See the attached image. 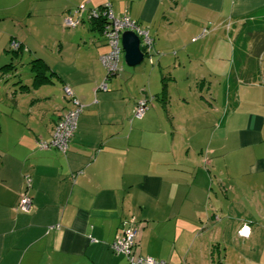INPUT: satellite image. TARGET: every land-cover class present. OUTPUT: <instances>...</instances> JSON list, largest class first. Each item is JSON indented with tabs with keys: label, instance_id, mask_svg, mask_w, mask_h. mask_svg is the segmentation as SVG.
Wrapping results in <instances>:
<instances>
[{
	"label": "crops",
	"instance_id": "obj_1",
	"mask_svg": "<svg viewBox=\"0 0 264 264\" xmlns=\"http://www.w3.org/2000/svg\"><path fill=\"white\" fill-rule=\"evenodd\" d=\"M83 3L149 30L148 81H123L122 54L99 88L102 28L86 15L63 25ZM263 32L264 0H0V264H129L111 248L129 220L136 256L264 264ZM37 58L50 79L34 85ZM13 77L22 95L8 93ZM64 85L84 104L77 128L67 152L40 148L72 106ZM25 174L29 212L17 209Z\"/></svg>",
	"mask_w": 264,
	"mask_h": 264
},
{
	"label": "built area",
	"instance_id": "obj_2",
	"mask_svg": "<svg viewBox=\"0 0 264 264\" xmlns=\"http://www.w3.org/2000/svg\"><path fill=\"white\" fill-rule=\"evenodd\" d=\"M85 15L91 21L99 18L103 20L102 32L109 46V50L100 55V61L106 69V77L99 85L100 89L107 90L108 79L122 70L121 59L123 48L121 45V37L124 31H134L140 36L145 59L152 62L154 54L153 38L150 36L149 30L140 25L137 20L133 19L127 11L121 14H115L110 3L102 5L99 8H88L83 3L74 9L72 15L70 14L63 18L64 27L70 29L76 28ZM12 46L14 49H17L19 48V43L14 42ZM63 90L65 97L71 102L72 106L56 122L50 140L38 141L40 148L47 149L56 147L63 152L68 151L69 143L77 128L84 104L75 95L70 85H64ZM148 106L149 101L147 98L140 99L135 108V116L138 118L143 117ZM24 180L25 188L20 193L17 209L23 212H29L32 207V198L30 196L32 178L29 174H25ZM238 232L240 236H247L250 233L249 230H246V227L241 228ZM136 234L134 222L132 220L125 221L122 234L111 244L112 250L116 254L126 257L129 264H170L165 260H159L151 256H136L134 254Z\"/></svg>",
	"mask_w": 264,
	"mask_h": 264
},
{
	"label": "rangeland",
	"instance_id": "obj_3",
	"mask_svg": "<svg viewBox=\"0 0 264 264\" xmlns=\"http://www.w3.org/2000/svg\"><path fill=\"white\" fill-rule=\"evenodd\" d=\"M47 40H48V38H47ZM25 61H27V60H25ZM123 67H124V70L125 71H123V72L120 73V76L123 78V81H126L129 78H131L129 76L130 73H132V74L136 73V76L138 75V78L139 79L144 78V81H148V79H149V73L152 70V66L149 65L148 59L143 60L141 64H139L137 66H134V67L128 66L125 63V61H123ZM17 68H18L17 73L19 74L18 76L21 77L22 83H24L25 81H28V78L30 76V66H27L26 67L25 65L22 66L21 63L20 64L18 63ZM13 79H14V77L11 78V81L9 79L6 82L8 84L6 86V89H8V93L11 96H13L14 94L22 95L23 93H21L20 91H19L20 92L19 93L18 90L24 89V87L23 86H19L20 84H18V83L16 84V81H13ZM156 79L158 80L157 77H156ZM153 80H154V78H153ZM130 81H138V79H136V80H130ZM33 89H36V88L34 87ZM10 99H12V97ZM13 103L14 102L11 101L10 103L5 102L4 104L9 105V106H12ZM1 105H2V103H0V106ZM9 111H11V109Z\"/></svg>",
	"mask_w": 264,
	"mask_h": 264
},
{
	"label": "water",
	"instance_id": "obj_4",
	"mask_svg": "<svg viewBox=\"0 0 264 264\" xmlns=\"http://www.w3.org/2000/svg\"><path fill=\"white\" fill-rule=\"evenodd\" d=\"M121 38L125 63L130 67L141 64L145 60V53L140 36L134 31H124Z\"/></svg>",
	"mask_w": 264,
	"mask_h": 264
},
{
	"label": "trees",
	"instance_id": "obj_5",
	"mask_svg": "<svg viewBox=\"0 0 264 264\" xmlns=\"http://www.w3.org/2000/svg\"><path fill=\"white\" fill-rule=\"evenodd\" d=\"M100 28L103 26V20L101 18L93 20ZM261 35V34H260ZM259 35V40H261V45H264V32ZM18 53V52H15ZM10 67L14 69L13 63L6 64L3 68ZM31 70L34 72V85H39L50 79L49 75L46 74V64L40 58L34 59L31 62ZM24 87V86H23Z\"/></svg>",
	"mask_w": 264,
	"mask_h": 264
}]
</instances>
